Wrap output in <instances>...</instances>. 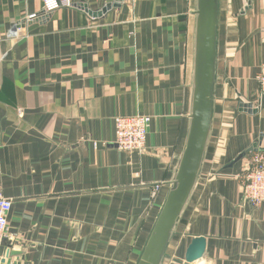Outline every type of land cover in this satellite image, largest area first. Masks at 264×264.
<instances>
[{"label":"crops","instance_id":"0c3cea01","mask_svg":"<svg viewBox=\"0 0 264 264\" xmlns=\"http://www.w3.org/2000/svg\"><path fill=\"white\" fill-rule=\"evenodd\" d=\"M73 1L30 21L42 0H0L3 246L18 264H137L190 132L198 0ZM263 63L264 0H218L211 131L161 264H264V204L243 197L264 151ZM137 113L151 117L147 146L123 151L115 119Z\"/></svg>","mask_w":264,"mask_h":264},{"label":"water","instance_id":"95a60500","mask_svg":"<svg viewBox=\"0 0 264 264\" xmlns=\"http://www.w3.org/2000/svg\"><path fill=\"white\" fill-rule=\"evenodd\" d=\"M197 13V49L190 132L173 186L167 195L137 264L162 263L169 240L199 176L211 131L216 68L218 0H198ZM240 105L246 112L251 113L257 110L254 109L253 103L240 101ZM250 150L254 151L256 148L252 147ZM206 246V237H194L187 249V262L193 263L203 258ZM4 251L5 247L1 246L0 264H5V259H1L5 252L8 257H14L21 253L11 251V249ZM10 263L11 260L7 264Z\"/></svg>","mask_w":264,"mask_h":264},{"label":"built area","instance_id":"2783aa9c","mask_svg":"<svg viewBox=\"0 0 264 264\" xmlns=\"http://www.w3.org/2000/svg\"><path fill=\"white\" fill-rule=\"evenodd\" d=\"M43 10L39 14H32L28 20H48L52 13L62 7L74 5L73 0H42ZM21 21L13 28V33L18 34L21 29ZM260 88V97L264 99V63L260 67L257 75ZM23 110H20V114ZM116 128V146L123 151H138L142 153L147 146L149 127L151 117L146 114L137 113L131 116H119L115 119ZM244 200L254 206L264 204V151L258 150L253 152L251 166L245 175L243 187ZM13 208V200L0 191V248L3 246L7 237L9 215ZM5 256V257H4ZM5 252L1 259L8 260ZM1 263V261H0ZM10 264H18L12 262Z\"/></svg>","mask_w":264,"mask_h":264}]
</instances>
